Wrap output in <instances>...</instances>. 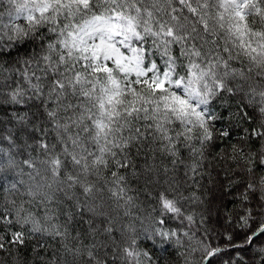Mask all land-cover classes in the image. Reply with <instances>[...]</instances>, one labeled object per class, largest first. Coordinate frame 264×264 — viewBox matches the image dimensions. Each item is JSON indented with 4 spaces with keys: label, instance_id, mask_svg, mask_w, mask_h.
Masks as SVG:
<instances>
[{
    "label": "snow or ice",
    "instance_id": "snow-or-ice-1",
    "mask_svg": "<svg viewBox=\"0 0 264 264\" xmlns=\"http://www.w3.org/2000/svg\"><path fill=\"white\" fill-rule=\"evenodd\" d=\"M0 105L24 109L27 134L23 159L0 134V252L36 239L39 255L47 237L46 264H161L142 246L159 237L176 264H213L185 191L233 121L260 145H231L249 177L240 227L264 236V0H0Z\"/></svg>",
    "mask_w": 264,
    "mask_h": 264
},
{
    "label": "trees",
    "instance_id": "trees-1",
    "mask_svg": "<svg viewBox=\"0 0 264 264\" xmlns=\"http://www.w3.org/2000/svg\"><path fill=\"white\" fill-rule=\"evenodd\" d=\"M13 111L22 112L24 109L0 105V134L6 135L8 130H12L18 136L17 144L20 145L19 151L21 152L18 159H23L27 157V152L23 148L27 134L19 131V127L12 119ZM221 126H226V122H223ZM245 126L247 125L233 121L231 139L216 143L208 157L205 169L201 170L204 173L203 176L197 177L200 186L197 188L193 185L192 188L185 191V195H188L191 191H196L200 197V200L196 203L185 204V210L192 213L195 218V224L192 226L193 230L199 229L198 236L207 232L211 243L222 249L213 258V264H264V253L260 252V249L264 248V236H260L250 245L245 244L247 230L240 227L239 218L245 207L241 193L244 192L249 178L248 173L245 171L246 165L243 160L230 158L232 144L242 146L245 152H258L260 149L258 142H245L240 139L242 128ZM0 147L7 148V142H0ZM221 149L225 150L223 158L217 155ZM256 171L259 173L261 169L257 168ZM139 187H143V180H141ZM0 199H2V193H0ZM140 200L142 208L145 210L141 215H146L147 211L151 209L152 201L143 194L140 195ZM255 204L256 198L252 197L251 204L248 206L255 207ZM211 208L221 210L218 212L224 217L223 223L218 221L219 218L216 214L209 213ZM201 217L204 218L202 223ZM72 227L80 232H84L87 228L86 225H81L78 221ZM167 227L179 228L181 225L177 220H169ZM183 227H187V221H185ZM229 234L232 236L231 241L227 239ZM40 240L52 245V247L46 251L39 250V255H37L33 252V247L37 245L38 241L33 239L20 249L19 253L15 251L11 253L0 252V262L2 264H17L18 257L19 264H46L57 245L47 237L40 238ZM159 243L160 238L157 237L156 246L151 241H144L142 246L154 255L162 257L161 264H164V261H167L168 264H176L178 258L174 255L175 249L167 245H165V248H160ZM233 245H240V247H233ZM254 246H256V249L253 248ZM40 257H43V260Z\"/></svg>",
    "mask_w": 264,
    "mask_h": 264
},
{
    "label": "rangeland",
    "instance_id": "rangeland-1",
    "mask_svg": "<svg viewBox=\"0 0 264 264\" xmlns=\"http://www.w3.org/2000/svg\"><path fill=\"white\" fill-rule=\"evenodd\" d=\"M25 171H27V169H25ZM25 179H26V177H25ZM219 188H220V186H219ZM218 211H221V210H220V209L218 210V208H216V210L211 208V209L209 210V213H211V214H216L217 217L219 218L218 221L221 222V223H223V221H224V217H222V215H221ZM257 246H259V245H257ZM255 247H256V246H254L253 248H255ZM255 249H256V248H255Z\"/></svg>",
    "mask_w": 264,
    "mask_h": 264
}]
</instances>
